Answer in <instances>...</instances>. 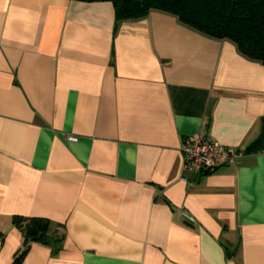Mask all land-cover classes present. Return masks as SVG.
<instances>
[{"label":"crops","instance_id":"1","mask_svg":"<svg viewBox=\"0 0 264 264\" xmlns=\"http://www.w3.org/2000/svg\"><path fill=\"white\" fill-rule=\"evenodd\" d=\"M263 119L264 65L174 15L0 0V264L15 216L64 239L20 264H264V150L203 174L181 152H244Z\"/></svg>","mask_w":264,"mask_h":264},{"label":"trees","instance_id":"2","mask_svg":"<svg viewBox=\"0 0 264 264\" xmlns=\"http://www.w3.org/2000/svg\"><path fill=\"white\" fill-rule=\"evenodd\" d=\"M111 2L116 24L140 20L152 11L174 15L184 25L213 39L229 40L245 57L264 65V0H75ZM264 150V119L260 137L244 153ZM14 226L25 237L23 252L16 256L22 262L32 243L46 246L60 244L64 239L50 237V221L45 218L15 216Z\"/></svg>","mask_w":264,"mask_h":264},{"label":"built area","instance_id":"3","mask_svg":"<svg viewBox=\"0 0 264 264\" xmlns=\"http://www.w3.org/2000/svg\"><path fill=\"white\" fill-rule=\"evenodd\" d=\"M68 140L77 141L74 137H69ZM181 152L184 169L199 174L215 172L222 167L234 165L245 154L243 151L221 146L201 135L186 138L182 142Z\"/></svg>","mask_w":264,"mask_h":264}]
</instances>
